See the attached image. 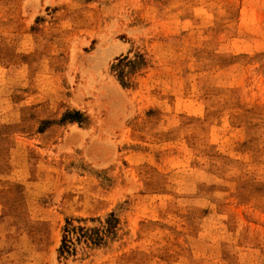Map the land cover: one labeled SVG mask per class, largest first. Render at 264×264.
<instances>
[{"label":"rangeland","instance_id":"rangeland-1","mask_svg":"<svg viewBox=\"0 0 264 264\" xmlns=\"http://www.w3.org/2000/svg\"><path fill=\"white\" fill-rule=\"evenodd\" d=\"M0 264H264V0H0Z\"/></svg>","mask_w":264,"mask_h":264}]
</instances>
